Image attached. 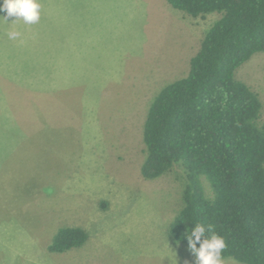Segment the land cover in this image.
Wrapping results in <instances>:
<instances>
[{
	"label": "rangeland",
	"instance_id": "obj_1",
	"mask_svg": "<svg viewBox=\"0 0 264 264\" xmlns=\"http://www.w3.org/2000/svg\"><path fill=\"white\" fill-rule=\"evenodd\" d=\"M39 2L37 24L0 22V264H194L168 231L179 173L142 178V131L219 15L191 18L166 0ZM235 78L258 95L264 122V53ZM62 226L88 240L49 253Z\"/></svg>",
	"mask_w": 264,
	"mask_h": 264
},
{
	"label": "trees",
	"instance_id": "obj_2",
	"mask_svg": "<svg viewBox=\"0 0 264 264\" xmlns=\"http://www.w3.org/2000/svg\"><path fill=\"white\" fill-rule=\"evenodd\" d=\"M191 18L216 13L186 76L163 86L143 123L145 180L177 172L181 207L169 224L176 243L196 224L211 225L227 247L222 259L264 264V122L258 95L235 78L264 53V0H166ZM88 233L62 226L47 246L62 254ZM188 245V244H187ZM199 247V244H197Z\"/></svg>",
	"mask_w": 264,
	"mask_h": 264
},
{
	"label": "clouds",
	"instance_id": "obj_3",
	"mask_svg": "<svg viewBox=\"0 0 264 264\" xmlns=\"http://www.w3.org/2000/svg\"><path fill=\"white\" fill-rule=\"evenodd\" d=\"M39 0H2L0 3V22L14 24L22 22L25 25L37 24L41 16ZM9 18L11 22H9ZM7 36L10 40H17L21 33L9 30ZM188 249L195 257L194 264H222V253L227 247L222 236H219L209 225L207 229L201 223H196L190 231L185 233ZM199 244V247H197Z\"/></svg>",
	"mask_w": 264,
	"mask_h": 264
}]
</instances>
